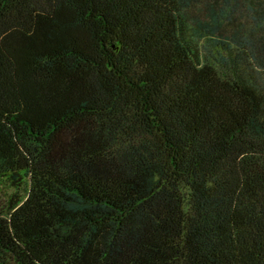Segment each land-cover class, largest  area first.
<instances>
[{"label": "trees", "instance_id": "1", "mask_svg": "<svg viewBox=\"0 0 264 264\" xmlns=\"http://www.w3.org/2000/svg\"><path fill=\"white\" fill-rule=\"evenodd\" d=\"M0 264H264V0H0Z\"/></svg>", "mask_w": 264, "mask_h": 264}]
</instances>
